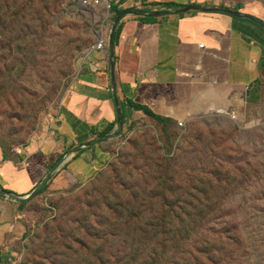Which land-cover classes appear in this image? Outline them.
<instances>
[{
    "label": "rangeland",
    "instance_id": "374dc122",
    "mask_svg": "<svg viewBox=\"0 0 264 264\" xmlns=\"http://www.w3.org/2000/svg\"><path fill=\"white\" fill-rule=\"evenodd\" d=\"M109 11L82 0H0L3 159L49 129ZM101 147L90 177L19 208L24 231L0 264H95L98 250L118 245L109 236L118 226L147 225L161 232L153 242L191 230L192 257L164 264H264V124L140 118Z\"/></svg>",
    "mask_w": 264,
    "mask_h": 264
},
{
    "label": "crops",
    "instance_id": "0c3cea01",
    "mask_svg": "<svg viewBox=\"0 0 264 264\" xmlns=\"http://www.w3.org/2000/svg\"><path fill=\"white\" fill-rule=\"evenodd\" d=\"M188 6L240 18L176 14ZM116 11H130L112 34L122 130L147 114L174 125L203 117H224L246 128L264 124V0H112L110 23ZM157 12L168 14L150 16ZM110 23L93 42L105 39V46L91 47L77 61L49 129L8 159L0 150L1 191L27 196L51 169L44 190L69 191L100 164L104 142L84 145L115 133L117 126L106 39ZM20 207L0 196V254L24 231Z\"/></svg>",
    "mask_w": 264,
    "mask_h": 264
},
{
    "label": "trees",
    "instance_id": "16d2710c",
    "mask_svg": "<svg viewBox=\"0 0 264 264\" xmlns=\"http://www.w3.org/2000/svg\"><path fill=\"white\" fill-rule=\"evenodd\" d=\"M122 12L126 11H116L115 14L118 15ZM147 116L158 122H169L150 114ZM44 188L45 186L40 189L38 194ZM27 201L21 202L20 205L23 206ZM130 218L136 222L140 220L139 215H132ZM126 224L123 223L122 225L125 226ZM190 231L175 230L168 241L153 242L151 239L161 234L153 225H147L144 230L118 226L117 230H113L109 234L110 238L117 239L118 245L112 251L110 248L108 253H103L102 249L101 251L98 250L97 254L103 256L96 258L95 264H164L169 259L187 263V260L192 257V247L188 238Z\"/></svg>",
    "mask_w": 264,
    "mask_h": 264
},
{
    "label": "water",
    "instance_id": "95a60500",
    "mask_svg": "<svg viewBox=\"0 0 264 264\" xmlns=\"http://www.w3.org/2000/svg\"><path fill=\"white\" fill-rule=\"evenodd\" d=\"M187 12L221 13V14L231 16L233 18H240L237 14H235L233 12H230L227 10L211 9V8H207V7L188 6V7H184L182 9L176 10V14L187 13ZM127 13H130V12H127V11L122 12L113 18V20L110 23V28H109L108 37H107V47H108V52H109V76H110L111 96H112V101H113V105H114V109H115V116H116V121H117L115 133L108 135V136H105L102 139H99L97 141L86 143L84 145L85 147H93L97 144L106 142L107 140L118 136L122 131L121 110H120L119 103H118V100L116 97L115 85H114V73H113V62H112V34H113V31L115 29L117 22L122 17H124ZM166 14H168V13L167 12H157V13L150 14V16L155 17V16H163ZM53 171H54V169H51L45 175V177L40 181V183L35 187V189L31 193H29L27 196H24V197L15 196V195L9 194V193H7L5 191H1V190H0V196L7 197L8 199H10L14 202H18V203H21L23 201H27V200L35 197L36 195H38V192L44 186V184L46 183V181L48 180L49 176L52 174Z\"/></svg>",
    "mask_w": 264,
    "mask_h": 264
},
{
    "label": "built area",
    "instance_id": "2783aa9c",
    "mask_svg": "<svg viewBox=\"0 0 264 264\" xmlns=\"http://www.w3.org/2000/svg\"><path fill=\"white\" fill-rule=\"evenodd\" d=\"M119 1V0H117ZM111 3L112 0H82V5L83 6H89V7H93V8H102L103 10L109 11L111 8ZM107 39V37H106ZM106 40L105 39H100L98 42H96L95 44H93L92 47H96V48H103L105 46ZM182 123H178V126H181ZM67 158L65 157L63 159V162H66Z\"/></svg>",
    "mask_w": 264,
    "mask_h": 264
}]
</instances>
